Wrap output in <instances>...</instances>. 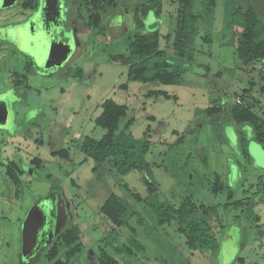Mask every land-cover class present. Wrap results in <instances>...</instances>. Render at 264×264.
Masks as SVG:
<instances>
[{
	"label": "rangeland",
	"instance_id": "obj_1",
	"mask_svg": "<svg viewBox=\"0 0 264 264\" xmlns=\"http://www.w3.org/2000/svg\"><path fill=\"white\" fill-rule=\"evenodd\" d=\"M243 2L216 0L213 18L198 22L194 61L183 74L180 84L128 81L126 67L110 59V55L126 48L123 41H110L120 32L115 25L116 18L111 17L104 20L105 27L95 35V39L88 36L78 48L67 66L70 78L52 80L50 87L42 90L38 101L43 102L44 107L33 123L37 127L40 124L53 125L56 136L72 138L66 146L71 156L66 165L70 172L59 175L60 180L53 176V182L58 187L64 177L63 184L71 202V222L79 229V240L86 250V255L82 254L85 255L83 264H95L92 252L87 251L96 253L108 235L114 236L109 234L111 228L98 213L111 192L130 198L133 210L129 224L135 233L127 226L117 228L119 241H126L132 250L131 256L125 251L116 252L112 247L116 242L106 247L120 264H255L264 258V202L256 203L259 198H264L260 196L264 195V182L261 180L259 183V179L253 178L254 172L264 169V148L254 140L253 128L249 124L237 125L225 113L208 116L197 112L218 102H226L222 104L224 106L233 102L242 90L249 88L250 81L255 82L253 93L261 102L255 110L259 113L264 110V95L258 92L261 84L258 74L263 65L255 62L242 66L236 55L235 38L224 28L228 9L233 3ZM176 10V0H163L161 15L149 11L141 19V29L136 28L133 10H125V25L129 31L140 33L159 29L160 47H165L171 54V40L167 41L164 36L174 28ZM209 32L212 40L204 42L201 36ZM80 80L86 83L81 90L78 89ZM122 84H126V88H122ZM62 89L65 92L60 94ZM159 89L171 97L148 96L149 90ZM105 98L126 104L128 117L134 118L131 126L133 135L137 138L148 136L151 146L146 160L151 164L153 189L148 186V180H144L145 170L132 169L117 174L76 148L74 140L84 136L99 138L105 132L94 123V117L101 110L99 104ZM58 121L64 122V126L58 127ZM240 133L247 139L243 148L240 146ZM53 149L44 145L34 152L43 159L44 170L57 175L58 171L51 164ZM219 180L227 188L220 193L212 192V185ZM45 186L46 183L39 188L45 190ZM133 193L142 196L157 193L159 199L172 208L186 197L197 205H208L211 208L208 227L218 238L217 250L189 249L175 222L157 224L150 208L137 203ZM244 195L247 198L244 199L245 204H236L237 199L244 198ZM257 214L260 220L256 222L253 216ZM2 224L6 225L5 229L9 227V223L2 221ZM14 230L7 232V238L16 234ZM130 239L139 240L144 249L137 250ZM239 257L244 260L241 262ZM10 260L4 264H11Z\"/></svg>",
	"mask_w": 264,
	"mask_h": 264
},
{
	"label": "flooded vegetation",
	"instance_id": "obj_2",
	"mask_svg": "<svg viewBox=\"0 0 264 264\" xmlns=\"http://www.w3.org/2000/svg\"><path fill=\"white\" fill-rule=\"evenodd\" d=\"M108 2L112 7L104 6ZM139 3V0H0V258H3L0 264L8 259L11 264L84 263L86 250L70 258L65 246L63 249L59 246L62 230L72 223L71 202L64 177L55 187L53 176L60 180L59 175L70 172L66 165L71 156L66 146L72 138L56 136L53 125L37 127L33 121L44 107L38 101L42 90L49 88L52 80L70 78L68 63L88 36L95 39L105 27L104 20L111 17L116 18L115 25L121 30L127 23L125 10H133L134 19ZM98 17V24H93L92 20ZM82 82L78 83L80 90L86 84ZM64 92L62 89L60 94ZM58 123V127L65 124ZM82 138L74 140L76 148ZM44 145L54 148L51 164L57 175L45 171L43 159L34 152ZM256 173L254 179L264 178L263 170ZM45 183V190L40 189L39 185ZM61 211L67 219L57 233L56 213L60 215ZM29 212L31 225L23 231V221ZM2 221L9 223L6 227L11 228L9 231ZM12 228L16 234L7 238Z\"/></svg>",
	"mask_w": 264,
	"mask_h": 264
},
{
	"label": "trees",
	"instance_id": "obj_3",
	"mask_svg": "<svg viewBox=\"0 0 264 264\" xmlns=\"http://www.w3.org/2000/svg\"><path fill=\"white\" fill-rule=\"evenodd\" d=\"M137 11L134 15L136 28L143 26L141 19L149 11H154L157 16L161 15L163 0H139ZM177 10L174 28L167 32L164 38L171 40L172 53L168 54L165 47H160L159 29L146 33L132 32L121 27L117 36L112 38L113 43L123 41L126 45L124 51L110 55V59L126 67L128 81L151 82L157 84H180L183 74L190 69L194 61V41L199 32L198 22L211 20L214 16L216 0H176ZM112 7L110 2L104 5ZM104 7V10L106 9ZM99 17L93 19L92 23L98 24ZM224 28L230 31L235 38L236 55L242 66L246 67L255 62H260L263 69L258 74V92L264 95V17L260 16L253 9L248 0L240 4H232L228 9ZM238 28V29H236ZM204 42L212 40V33H205L201 36ZM126 88V84L121 85ZM255 82L250 81V86L242 90L240 103L234 99L225 106L222 102L215 103L204 109L198 110L208 116L225 113L235 124H249L253 128V138L264 148V110L256 112V106H260V99L253 93ZM148 96L155 98L171 96L165 90H149ZM174 97V96H173ZM264 98V97H263ZM101 110L94 117V123L105 129L99 137L84 136L79 140L77 149L85 156L92 158L95 162L107 166L117 174H124L132 169L145 170L148 185L152 188V176L150 173L151 164L146 160V154L150 150L151 142L148 136L137 138L133 135L131 126L134 118L128 117V106L117 103L112 98H105L99 104ZM240 145L245 147L247 140L240 133ZM96 166L93 167V170ZM264 171V169H263ZM188 174V173H186ZM261 182V180H260ZM262 183V182H261ZM227 185L219 180L212 185V192L222 191ZM153 189V188H152ZM132 197L137 203L150 208L157 224L175 222L178 232L184 235L185 243L191 250L209 249L215 252L218 248V238L208 227V216L211 208L205 204H196L190 197L184 198L177 207H171L169 203L159 199L157 193L142 196L140 193H133ZM244 199L239 198L236 204L244 205ZM257 202H264L259 198ZM248 203L250 201L248 200ZM255 204V202H253ZM98 213L111 228L106 237L105 244H99L95 257V264H120L115 256L109 253L107 246L112 247L116 252L125 251L130 256L132 250L125 242L119 241L117 228L127 226L135 233L133 226L129 224V218L133 215L131 199L116 192H111L100 205ZM254 220H259L254 215ZM59 246L68 250L67 256L73 258L84 250L79 240V229L76 224L69 223L60 235ZM137 250H143L142 243L137 239H130ZM240 260H243L242 258ZM58 264V263H57Z\"/></svg>",
	"mask_w": 264,
	"mask_h": 264
},
{
	"label": "water",
	"instance_id": "obj_4",
	"mask_svg": "<svg viewBox=\"0 0 264 264\" xmlns=\"http://www.w3.org/2000/svg\"><path fill=\"white\" fill-rule=\"evenodd\" d=\"M253 9L256 11L257 14H259L260 16L264 17V0H248ZM56 219L58 222V224L56 225V232L59 233L60 232V228L63 226V224L65 223V220L67 219V215L64 211L59 213H56ZM31 221H32V214L31 212L27 213L24 221H23V231L25 230V228L29 227L31 225ZM259 233H263V231H259Z\"/></svg>",
	"mask_w": 264,
	"mask_h": 264
},
{
	"label": "crops",
	"instance_id": "obj_5",
	"mask_svg": "<svg viewBox=\"0 0 264 264\" xmlns=\"http://www.w3.org/2000/svg\"><path fill=\"white\" fill-rule=\"evenodd\" d=\"M262 180H263V182H264V178H262ZM260 196H261V197H264V195H260ZM256 203H260V202H256ZM257 215H258L259 220H260V216H259V214H257ZM215 235H216V234H215ZM216 237H217V236H216ZM241 258L243 259V257H239V260H240ZM243 260H244V259H243ZM243 260H240V261L242 262ZM260 261H261V262H256L255 264H264V258H261Z\"/></svg>",
	"mask_w": 264,
	"mask_h": 264
},
{
	"label": "built area",
	"instance_id": "obj_6",
	"mask_svg": "<svg viewBox=\"0 0 264 264\" xmlns=\"http://www.w3.org/2000/svg\"><path fill=\"white\" fill-rule=\"evenodd\" d=\"M236 101H237L238 103H240V98H239V97H237Z\"/></svg>",
	"mask_w": 264,
	"mask_h": 264
}]
</instances>
